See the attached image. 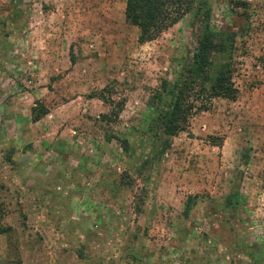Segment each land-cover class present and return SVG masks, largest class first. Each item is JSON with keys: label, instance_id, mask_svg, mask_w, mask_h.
I'll return each mask as SVG.
<instances>
[{"label": "rangeland", "instance_id": "obj_1", "mask_svg": "<svg viewBox=\"0 0 264 264\" xmlns=\"http://www.w3.org/2000/svg\"><path fill=\"white\" fill-rule=\"evenodd\" d=\"M209 1L236 35V98L149 162L143 121L190 17L140 43L125 0H0V264H264V0Z\"/></svg>", "mask_w": 264, "mask_h": 264}, {"label": "trees", "instance_id": "obj_2", "mask_svg": "<svg viewBox=\"0 0 264 264\" xmlns=\"http://www.w3.org/2000/svg\"><path fill=\"white\" fill-rule=\"evenodd\" d=\"M28 12L26 6L19 14L25 18ZM212 15L209 0H125V21L138 29L140 43L155 40L185 16L190 17L191 26L196 28L191 54L180 59L173 77L162 80L149 100V114L143 121L149 146L145 158L149 162L161 159L171 148L172 138L186 130L196 113L209 111L213 100L236 98L233 83L236 35L229 28L215 29L211 25ZM41 110H31L32 122L48 113ZM146 165L144 161L140 168ZM226 202V207L237 206L231 197ZM190 203L193 204L191 200Z\"/></svg>", "mask_w": 264, "mask_h": 264}, {"label": "crops", "instance_id": "obj_3", "mask_svg": "<svg viewBox=\"0 0 264 264\" xmlns=\"http://www.w3.org/2000/svg\"><path fill=\"white\" fill-rule=\"evenodd\" d=\"M47 108V107H46ZM48 110V109H47ZM48 114V113H47ZM44 117H42L40 120L36 121V122H32V126L37 125L38 123H40L43 120Z\"/></svg>", "mask_w": 264, "mask_h": 264}]
</instances>
